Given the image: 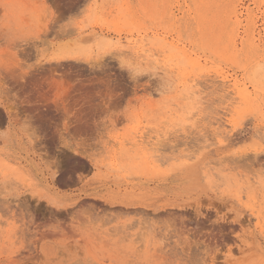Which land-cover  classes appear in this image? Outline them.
Here are the masks:
<instances>
[{"label": "rangeland", "instance_id": "374dc122", "mask_svg": "<svg viewBox=\"0 0 264 264\" xmlns=\"http://www.w3.org/2000/svg\"><path fill=\"white\" fill-rule=\"evenodd\" d=\"M0 110V264H264V0H0Z\"/></svg>", "mask_w": 264, "mask_h": 264}, {"label": "bare ground", "instance_id": "6f19581e", "mask_svg": "<svg viewBox=\"0 0 264 264\" xmlns=\"http://www.w3.org/2000/svg\"><path fill=\"white\" fill-rule=\"evenodd\" d=\"M18 50V49H17ZM22 50V49H21ZM20 51V50H19ZM28 50H26V52H27ZM24 54H25V52H24ZM23 56H25V55H23ZM17 57V56H16ZM19 63H21V62H19ZM55 66V65H54ZM56 68H57V66H56ZM54 70V69H53ZM47 71V70H46ZM81 74V73H80ZM49 75V74H48ZM56 75H57V73H56ZM20 76V75H19ZM55 76V75H54ZM68 76V75H67ZM40 81V80H39ZM100 83V82H99ZM105 85V84H104ZM237 85V84H236ZM93 86V85H92ZM70 87V86H69ZM33 88V87H32ZM82 91V90H81ZM47 92V91H46ZM82 92H86V91H82ZM82 92H80V93H82ZM39 93V92H38ZM43 94H44V92H43ZM70 95V94H69ZM97 95V94H96ZM47 97V96H46ZM45 99H47V98H45ZM63 99V98H62ZM1 111V110H0ZM1 116H2V114H0ZM67 154V153H66ZM70 155V154H69ZM75 156V155H74ZM77 157V156H76ZM77 160V159H76ZM82 160V159H81ZM72 163V162H71ZM88 163V162H87ZM68 210V209H67ZM65 212V211H64ZM226 238V237H225Z\"/></svg>", "mask_w": 264, "mask_h": 264}]
</instances>
